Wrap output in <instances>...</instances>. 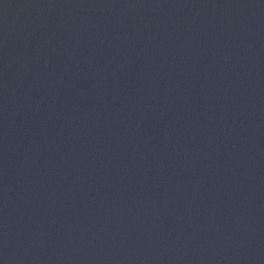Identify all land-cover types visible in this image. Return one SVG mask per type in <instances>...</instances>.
<instances>
[{
    "label": "water",
    "instance_id": "95a60500",
    "mask_svg": "<svg viewBox=\"0 0 264 264\" xmlns=\"http://www.w3.org/2000/svg\"><path fill=\"white\" fill-rule=\"evenodd\" d=\"M0 264H264V0H0Z\"/></svg>",
    "mask_w": 264,
    "mask_h": 264
}]
</instances>
